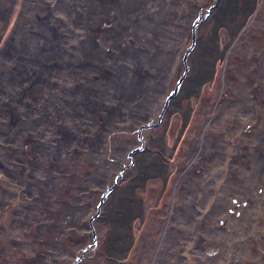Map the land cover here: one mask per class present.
I'll return each instance as SVG.
<instances>
[{
    "label": "rangeland",
    "instance_id": "rangeland-1",
    "mask_svg": "<svg viewBox=\"0 0 264 264\" xmlns=\"http://www.w3.org/2000/svg\"><path fill=\"white\" fill-rule=\"evenodd\" d=\"M25 1L0 0V49L13 39L0 59V198L10 206L0 210V258L5 253L12 264H73L77 258L75 264H151L174 187L203 133L205 157L218 161L234 135L226 158L234 173L219 182L232 188L217 199L210 194L200 208L193 202L210 216L203 232L213 247L215 230L224 234L226 257L217 264H264V99L251 111L230 87L223 91L221 78L235 40L256 14L264 23L261 0H62L58 19L39 0H29L22 14ZM199 10L186 76L155 126L183 75ZM169 14L175 25L166 31L171 23H161ZM225 78L239 79L233 73ZM220 96L236 106V115L242 104L251 114L224 141L226 117L213 124L215 135L208 127L220 113ZM148 102L147 121L117 128ZM188 190L184 185L181 193Z\"/></svg>",
    "mask_w": 264,
    "mask_h": 264
},
{
    "label": "bare ground",
    "instance_id": "bare-ground-1",
    "mask_svg": "<svg viewBox=\"0 0 264 264\" xmlns=\"http://www.w3.org/2000/svg\"><path fill=\"white\" fill-rule=\"evenodd\" d=\"M39 1L41 2L42 5L43 3L46 5L47 7L46 12L50 14V17L52 19H58L56 17L58 15H61L62 10L65 8V6L62 5V0H45L43 2L41 0ZM28 4H30L29 0H26L25 5H24L25 8H23L22 14H23V11L26 12L28 8L27 7ZM260 10H264V0H261L259 11ZM173 14H169L167 21L164 23H161L162 26H164L165 23L167 22L168 24L171 23V25L164 26V27H167L165 29L166 31L172 29L173 26L175 25L174 23L175 16H173ZM182 15L184 16L185 13H182ZM182 18H185V17H182ZM194 18L195 19L193 22L195 23H197V21L198 23L202 21L200 20L201 19L200 16L198 17L197 13H196V16H194ZM193 22H191V24ZM164 27H162V29ZM244 31L245 32H243L240 35V38L235 40L234 44L230 48L225 65L222 68V72H221L222 88H223V91H226L227 87H230V92L236 98V101L239 103H243L246 106L248 105V107H250V110L253 111L252 110L253 105L259 103L261 98L264 99V91H263V88H264V44H263L264 42V23L262 22L261 15L256 14V16L252 19L251 26L247 27ZM245 33H246L247 39L249 38V40L248 42H246V46H245L246 48L241 49L240 44L242 40L243 39L246 40ZM145 34L148 35L147 33ZM137 39H140V38H137ZM12 40L13 39H9L5 47L0 49V59L3 56V54L5 55L11 49L9 44L11 43ZM181 41H183V39ZM183 43H185V41ZM24 58L25 56L22 57V59ZM236 59L240 60L239 66H235ZM157 60L161 61L162 58L158 57ZM259 63H261V68L259 67ZM227 73L235 74L239 78L238 81L234 83L229 82L225 78ZM165 74L166 75H165L163 82L167 79L169 73H165ZM178 80L176 81L178 82ZM219 103H220V113L218 112L219 114L217 113V114L212 115L211 119L209 120L210 122L208 124V127L211 128L210 136L215 135L213 133V130H214L213 124H216L221 117L223 116L226 117V120L228 121L225 122V125L222 128V136H223V141H224L226 135H230L229 134L230 132L234 133V131L239 129L242 125L248 124L247 122L250 120L251 114H250V111L246 112V109H245L246 107L245 106L243 107V104H242V106L238 108L239 109L238 115H236V110H235L236 106L233 104L231 105L230 101L225 100L223 96H220ZM125 107H126V112L128 113V111L130 110L129 105L125 104ZM149 107H150V103L149 102L145 103V106H143V109L144 108L145 109L141 113H140V110H138L137 113L130 115V117H133V118L131 121H129V119L127 120L129 122H126V127L125 125H123L125 121L120 120L116 124L117 128L118 127L119 128H129L132 126L135 127L139 123H141V121L142 122L147 121L150 116L148 114L150 112V109H148ZM259 107L261 111L260 113L263 117L264 116V102L261 103ZM203 132H205V129L203 130ZM104 136L102 137L104 138ZM122 138H127V137H120V139ZM233 138H234L233 134L229 136V140L227 142L226 153L225 154L222 153L223 155L218 161L217 159L214 158L215 156L211 158L205 157V150L207 151L208 149H207V142L206 140H204L206 138H204V135L202 133V140L204 142L200 144L198 152L196 153L195 157L191 160V163L187 166L186 170L183 172V174L181 175V177L179 178V180L177 181L174 187L173 200H172L171 207L169 210L167 224L163 229V233L160 237V240L158 241V246L157 248H155V252H154V256L152 258L151 264H209L210 260L214 261L215 262L214 264H217V263H220V259L222 260L224 256L226 257L225 251L227 249H224L223 232L215 230L214 235H215L217 244L213 247V245L210 244V242L207 240L208 238L205 236L206 233L204 235V232H203L205 231V223L210 219V216L208 217L207 215H205V213L202 214L200 212V209L198 210V208L204 205V202L207 201V197L209 199L210 194H212L215 197V199H217L221 195L223 197V194L227 193L228 190L232 188V187L223 188L219 184V182L223 181L225 183V180L230 179L229 176L234 173L232 172L234 171L233 166L229 167V165L227 166V163H226L227 161L226 158L229 156L231 151L234 149V145L231 142ZM130 139L133 140L132 138H129V140ZM129 140L123 141L125 142L124 144L125 145L129 144L130 143ZM101 141H102V138H101ZM220 147L222 149V145L217 144L216 148L218 150L220 149ZM98 150L101 151L100 147L98 148ZM118 154H121L120 149L118 152L115 153V155H118ZM116 158L119 160V157H116ZM227 168L229 169V175L225 178V173L228 171ZM233 179H235V177H233ZM216 182L218 183L217 189L216 190L211 189L213 184H215ZM184 185L188 186L189 190L187 192L184 191L183 193H181ZM19 188H21V186H19ZM234 190L235 188L232 190V192ZM181 194L182 195L185 194V196H182ZM2 197H5V194H3ZM189 200L191 201L186 206V203ZM7 201L10 202V200H7ZM193 202H196V205L199 207L197 208L195 205H193ZM180 203H182L183 207L186 206L187 209H189V211L185 212V209H183L182 211L181 207L179 206ZM190 203L191 205L189 206ZM5 206L7 210L10 207L9 204L6 203L5 199L0 198V207H1L0 210L3 211ZM215 209L216 208H214L212 211L214 212ZM202 210H204V207L202 208ZM204 217H207V218L203 219ZM217 222H221V221H217ZM214 228L221 229L220 226L214 227ZM19 233H22V232L20 231ZM80 236L81 238L82 236H84L83 232H79V236H77V238ZM71 240H74V237L71 238ZM1 248L3 250L5 249L3 246H1ZM210 251L215 252L214 255H211V256H215L214 258L210 257V254H211ZM223 252L224 254L222 255ZM228 253H230V251H228ZM13 254H16V253H13ZM188 256L192 257L191 261L187 260ZM54 261L55 260L51 261L50 264H53ZM0 262L2 264H12V261L9 260V258L7 257L5 253H4V256L0 258ZM254 262H257V261H254ZM17 263L24 264V262H22L21 260H17Z\"/></svg>",
    "mask_w": 264,
    "mask_h": 264
},
{
    "label": "water",
    "instance_id": "water-1",
    "mask_svg": "<svg viewBox=\"0 0 264 264\" xmlns=\"http://www.w3.org/2000/svg\"><path fill=\"white\" fill-rule=\"evenodd\" d=\"M216 1H218V0H216ZM213 7H214V6H212V7L209 8L208 10L213 9ZM200 14H201V10H199V11L197 12L198 17L200 16V18H201V15H200ZM197 23H198V21H197ZM197 23L193 22V23L191 24V38H192L191 46H190V48H189V49L183 54V57H182V65H183V67H184L183 75H182V77L178 80V82H177V84H176L174 90H173V91H172V92H171V93L165 98V101H164V102H165V103H164V108H163L161 114L159 115V117H158V121L156 122L155 126L159 125V123H160V121H161V119H162V115H163V113H164V110H165V108H166V106H167V104H168V101H169L172 97H174V96L177 94V92H178V90H179V87H180V84H181V82L183 81V79H184L185 76H186V73H187L186 59H187L188 55L191 53V51H192L193 48H194V39H193V36H194V29H195ZM147 127H151V126H150V125L140 126V127L138 128V131L142 130L143 128H147ZM138 151H139V149L131 150V151L128 153L127 157L130 158V156H131L132 154H134V153H136V152H138ZM117 181H118V178L115 180V184H114L112 187L106 189V190L103 192V194H102V196H101V198H100V202H99L98 207H97V211H98V209L101 207V205L103 204V201H104L105 197L108 195V193H110V191H112V189H113L114 186L116 185ZM78 260H79V258L76 259V261H78ZM76 261H74L73 264H75Z\"/></svg>",
    "mask_w": 264,
    "mask_h": 264
}]
</instances>
